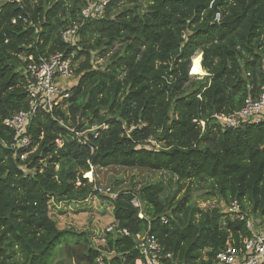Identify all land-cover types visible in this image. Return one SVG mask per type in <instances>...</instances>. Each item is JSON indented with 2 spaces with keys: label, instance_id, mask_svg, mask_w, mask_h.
<instances>
[{
  "label": "trees",
  "instance_id": "16d2710c",
  "mask_svg": "<svg viewBox=\"0 0 264 264\" xmlns=\"http://www.w3.org/2000/svg\"><path fill=\"white\" fill-rule=\"evenodd\" d=\"M88 2L0 0V140L11 139L2 121L27 109L23 57L64 51L83 58L70 98L28 127L37 145L23 162L31 172L0 145V264H52L53 249L68 242L72 264H135L133 237L146 233L171 254L168 264H214L227 243L238 247L248 234L225 215L230 201L264 215V122L230 129L209 121L238 111L264 86V0H113L102 19L83 24L75 47L64 44L60 32ZM116 45L105 66L94 64ZM194 54L205 70L197 81L188 74ZM206 120L202 132L195 121ZM93 126L97 137L87 133L86 145L69 130ZM111 168L174 181L166 195L158 180L101 186L97 172ZM194 181L209 183L205 198L224 209L177 200L182 183Z\"/></svg>",
  "mask_w": 264,
  "mask_h": 264
},
{
  "label": "built area",
  "instance_id": "2783aa9c",
  "mask_svg": "<svg viewBox=\"0 0 264 264\" xmlns=\"http://www.w3.org/2000/svg\"><path fill=\"white\" fill-rule=\"evenodd\" d=\"M6 1L19 3V0ZM112 1L90 0L80 10L78 19L60 32V40L68 46L75 47L79 39L78 31L83 24L91 19H102L105 16L106 7ZM219 21L220 16L216 14L214 22L218 23ZM22 61L25 63L22 74L25 77L24 89L27 109L13 113L2 121L1 125L5 131L11 133V139L9 141L0 140V145L12 150L14 158L19 161V167L28 173L31 171H26L23 162L27 161L28 157L37 150V145H33L32 136L27 131L28 127L39 113L52 114L64 101L70 98L68 85L74 79L77 61L75 52L66 53L64 51H56L37 58L29 55L23 57ZM207 121H195V123L203 132ZM209 121L230 129L239 128L247 123L260 124L264 122V86L260 88L256 97H246L238 111L231 115L214 113ZM59 123L63 124L62 120H59ZM96 129L93 126L83 132H77L74 128L69 130L78 144L86 145L87 133L93 134L96 138L97 135L94 134ZM55 144L60 149L63 143L61 139H57ZM93 190L101 195L109 196L111 199H115L117 196L109 188L104 189L96 186ZM225 215L231 220L242 222L248 234L240 239L238 247L227 243L215 256L214 264H264V215H256L250 210L244 209L236 199L228 203ZM162 222L166 223L167 220L162 217ZM114 231V226L106 229L107 233ZM116 232L121 236L130 237L126 230H116ZM133 240L134 251L140 258L137 261L138 264H168L170 262L171 254L163 251L153 235L147 233L136 235ZM96 262L102 264V259L98 258Z\"/></svg>",
  "mask_w": 264,
  "mask_h": 264
},
{
  "label": "rangeland",
  "instance_id": "374dc122",
  "mask_svg": "<svg viewBox=\"0 0 264 264\" xmlns=\"http://www.w3.org/2000/svg\"><path fill=\"white\" fill-rule=\"evenodd\" d=\"M123 6L128 7V8L130 7L129 4H124ZM123 6L121 8H123ZM117 48H118V45H116L114 50H112L111 52H109V54L105 56L100 57L99 55H95L96 62H94V64L105 66L108 58L116 52ZM194 56L195 54L193 55L190 61L191 67L189 70L190 71L189 76H190L191 81L201 80L205 76V75L202 76L201 71L199 70V68H202L200 57L198 59H195L200 62V63L198 62L199 64L196 65V64H193L192 62V59L194 60ZM201 60H202V57H201ZM81 61H83V58L78 59L77 65ZM58 168L59 166L56 167V170H58ZM64 168L69 170L68 164H64ZM96 175H97L98 180L100 181L101 186L109 185L111 187H114V189L116 190H120V188L128 186L131 183H134L136 188H138L139 186L145 184L148 180L149 181L151 180L162 181L165 185L164 195L169 193V190H170L168 187V181L169 180L174 181V177L168 173H151V172H147L143 170H125V169H118V168L101 170V171H98ZM89 176H90V173H86L84 175V178H86L88 181H91L92 179L94 180V178L92 177V174H91V178H88ZM115 180L121 183L120 187L114 185L116 182ZM181 186L183 187L181 188L180 192L176 196L177 200L180 198L186 197L191 202L192 205L202 210H206L209 208H218L222 205L216 198H210V199L205 198V194L208 192L207 188L210 187L209 183H202L199 181H194V182L182 183ZM133 204L135 206H140L139 203L135 200L133 201ZM221 209L223 210L224 208L221 206ZM88 228H89V231L92 232L91 226L90 227L88 226ZM65 240L69 241L70 237L64 239L63 241ZM73 246H74V243L72 242L62 243L61 245L60 244L57 245L53 249L54 258L52 260V264H72L71 261L67 258L66 248L73 247ZM135 264H138V263L136 262Z\"/></svg>",
  "mask_w": 264,
  "mask_h": 264
},
{
  "label": "water",
  "instance_id": "95a60500",
  "mask_svg": "<svg viewBox=\"0 0 264 264\" xmlns=\"http://www.w3.org/2000/svg\"><path fill=\"white\" fill-rule=\"evenodd\" d=\"M190 66H191V64H190Z\"/></svg>",
  "mask_w": 264,
  "mask_h": 264
}]
</instances>
